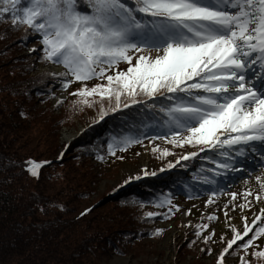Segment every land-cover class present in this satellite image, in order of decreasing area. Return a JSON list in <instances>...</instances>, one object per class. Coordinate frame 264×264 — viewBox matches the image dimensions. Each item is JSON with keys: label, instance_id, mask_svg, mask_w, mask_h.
Masks as SVG:
<instances>
[{"label": "snow or ice", "instance_id": "obj_1", "mask_svg": "<svg viewBox=\"0 0 264 264\" xmlns=\"http://www.w3.org/2000/svg\"><path fill=\"white\" fill-rule=\"evenodd\" d=\"M5 19L39 34L44 60L62 65L67 72L61 75L79 82L107 80V86L72 93L87 106H91L87 97L99 95L101 100L114 99L112 112L137 103L154 109L155 98L163 95L170 103L157 109L166 118L160 127L172 133L174 146H201L200 152L217 154L216 168L224 172L243 170L237 167L241 159L257 155L264 159V0H0V21ZM120 63L129 65L126 71L106 75ZM63 86L66 90L69 83ZM122 97L130 102L122 105ZM106 115L102 107L99 119ZM177 133L187 135L178 140ZM156 138L165 134L152 136ZM141 142L137 136L117 139L109 152L114 155L126 150L122 145ZM197 155L193 152L181 159ZM26 163L30 175L39 178L50 162ZM256 179L259 201L264 198V178ZM258 221L261 216L251 226L245 222L243 235H234L221 261L249 232L252 236L237 247L247 250L264 236V221ZM253 256L264 258V250ZM242 264H247L243 258Z\"/></svg>", "mask_w": 264, "mask_h": 264}, {"label": "trees", "instance_id": "obj_2", "mask_svg": "<svg viewBox=\"0 0 264 264\" xmlns=\"http://www.w3.org/2000/svg\"><path fill=\"white\" fill-rule=\"evenodd\" d=\"M31 41L38 43L37 52L32 51L34 58L15 56ZM40 41V35L27 26L14 27L10 19L0 21V264H100L110 253L130 252L135 242L155 236L154 222L168 215V210L161 207L168 205L167 199L176 192L187 195L216 185L218 181L209 174V157L197 155L184 160L179 167L174 168V165L172 170L167 167L157 172L158 176L152 173L125 182L114 188L105 202L93 201L78 209L80 199L88 197L89 187L95 182L92 160L102 165L109 145L115 140L137 136L142 141L161 133L172 134L160 127L166 118L157 110L161 104L170 102L164 100L163 95H157V108L137 103L112 112L114 99L101 100L99 95H94L86 98L91 105L87 106L81 97L72 93L83 87L90 89L106 79L74 81L71 75H61L67 70L55 74L43 70L29 75L34 70V61L44 66L56 64L44 60ZM128 67L123 63L108 70L106 75L114 76ZM65 82L69 83L66 99L52 104L51 91H66ZM137 99L153 104L146 97ZM124 102L130 101L122 97V105ZM37 103L44 108L37 107ZM102 107L107 115L100 120ZM55 109H59V114H54ZM83 115L88 120L82 130L62 146L61 151L55 152L58 128L73 124L75 116L83 122ZM31 140H38L44 146L38 152H26L24 146ZM122 146L128 149V145ZM61 152H67L66 156L61 158ZM29 160L50 163L40 170L39 178H35L27 171ZM104 203L113 205L109 211H98ZM88 209L91 211L82 215ZM147 213L154 215L147 217ZM198 225L192 226L180 248L182 252H194L198 247L196 241L201 240L200 252L210 255V238L206 236V229L199 230ZM251 236L249 232L243 240H237L224 257H233L237 250L245 251L237 245ZM228 243L208 264H242L243 256L238 261H227L224 257L220 260ZM251 246L247 250L252 249ZM191 264L202 263L194 260ZM247 264H264V258Z\"/></svg>", "mask_w": 264, "mask_h": 264}, {"label": "rangeland", "instance_id": "obj_3", "mask_svg": "<svg viewBox=\"0 0 264 264\" xmlns=\"http://www.w3.org/2000/svg\"><path fill=\"white\" fill-rule=\"evenodd\" d=\"M25 45L15 56L29 55L30 58H34L32 49H36L37 52L38 43L31 41L30 43H25ZM151 55L155 56L156 53L153 52ZM121 65L123 63H120L118 66ZM33 69L29 75H34L43 70L50 71L53 74L58 73L60 70H66L59 64H47L44 66L36 61L33 63ZM79 85H82V83ZM96 85L107 86V80L94 84L92 87ZM51 93L53 94L51 99L52 104L57 100H64L67 97V90L53 89ZM36 105L39 108H44V105L40 103ZM59 109H55L53 111L54 114H59ZM90 116L92 117L93 114L91 113ZM82 118L84 121L80 122L75 116L73 124L58 128L56 132L55 152L57 150L61 151V147L68 144L82 130L83 125L88 120L86 115H83ZM64 131L74 132L67 142L61 140V135ZM183 135H187V133H177L176 138L179 140ZM171 140L172 134L169 136L165 135V138L147 139L142 140L141 143H133L127 147L126 151L116 150L114 155L110 154V152L107 153L106 160L102 165H100L99 161L92 160L94 166L91 168L96 175L95 182L89 187L91 191L88 192V197L85 200L80 199L78 209L93 201L105 202L106 196L109 193L111 195V191L114 188L123 185L126 181L143 178L152 173L158 176V173L166 170L169 164L175 165L174 168L179 167L184 161L181 159L182 156L193 152L197 153L201 147L187 146V144L183 147L174 146L170 142ZM39 143L38 140H31V143L24 146V149L26 152H38L42 148V145L44 146V144ZM152 149L158 150L152 151ZM164 151L171 154L164 156L162 155ZM66 154L67 152L63 156L65 157ZM197 157L210 158L216 156L211 151L208 153L204 151ZM177 160L180 161L179 164L176 163ZM74 163H77V161ZM237 167L243 170L230 171L228 177L225 178L220 176L216 185H210L208 188L193 193L190 192L187 195L176 192V194L167 199L169 204L161 207L163 210H168V215L163 220L154 222L153 226L156 228L154 232L155 236L135 242L130 252L123 254L110 253L101 260L100 264H191L194 260L200 261L202 264H208L215 258L216 254L223 250L224 244L234 238L236 233L243 235L246 221L250 226L257 216H261V221H264V215L261 214V209H264V203L261 200L264 198L259 201L255 198L260 192V188L258 187L252 197V194L246 195L250 192L246 190L247 186L240 184L242 181L249 180L250 175L254 173L264 178V159H260L259 156L249 157L246 161L241 159L237 163ZM174 168H171V170ZM233 194L235 195V199L233 198ZM111 205L113 204L107 205L104 203L100 205L103 207L98 211H109L108 209ZM208 217H215V219L209 220ZM261 221L257 223L259 224ZM197 223H199L197 226L199 230L206 229V236L210 238L208 241L210 244V255L200 252L203 244L201 240L196 241L198 247H196L194 252L183 251V253L180 248L181 242L188 238V233L192 226L194 227ZM263 246L264 236H260L252 244V249L247 251L242 249L237 250L233 257H224V259L226 258L227 261H238L243 256L246 262L259 260L260 258L254 257L253 253L263 250Z\"/></svg>", "mask_w": 264, "mask_h": 264}, {"label": "bare ground", "instance_id": "obj_4", "mask_svg": "<svg viewBox=\"0 0 264 264\" xmlns=\"http://www.w3.org/2000/svg\"><path fill=\"white\" fill-rule=\"evenodd\" d=\"M73 134H74V132L73 131H64L63 133H62V135H61V140L62 141H65V142H67L72 136H73ZM253 172V171H252ZM251 177H250V179L249 180H247V181H242L240 184H242V185H244V186H247V188H246V190H248V191H250L251 192V194H252V197H253V195L256 193V191H257V189H258V187H259V184H258V182H257V179H256V177L257 176H259V175H257V174H252V175H250ZM241 196V195H240ZM261 202L262 203H264V199L263 200H261ZM262 206V205H261ZM246 214H248V213H246ZM249 220V219H248Z\"/></svg>", "mask_w": 264, "mask_h": 264}]
</instances>
